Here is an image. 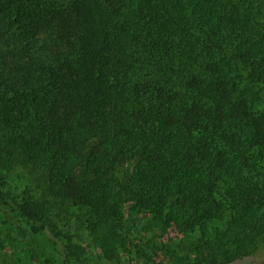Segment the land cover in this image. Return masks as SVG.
Masks as SVG:
<instances>
[{
	"label": "trees",
	"instance_id": "trees-1",
	"mask_svg": "<svg viewBox=\"0 0 264 264\" xmlns=\"http://www.w3.org/2000/svg\"><path fill=\"white\" fill-rule=\"evenodd\" d=\"M17 167L44 173L43 190L11 196ZM59 206L78 210L102 261L134 246L129 264H150L158 245L144 232L172 227L173 264L253 255L264 237V0H0V227L17 224L57 255L61 240L67 264H87L54 225Z\"/></svg>",
	"mask_w": 264,
	"mask_h": 264
},
{
	"label": "rangeland",
	"instance_id": "rangeland-1",
	"mask_svg": "<svg viewBox=\"0 0 264 264\" xmlns=\"http://www.w3.org/2000/svg\"><path fill=\"white\" fill-rule=\"evenodd\" d=\"M130 164H125L118 168L117 176L125 182L130 175ZM47 183L44 173L29 168L17 167L9 174L7 191L11 196H16L23 189L28 186L37 184L41 185V191ZM61 207V206H59ZM57 208L54 225L58 231L70 234L75 242H78L85 247L89 253V260L87 264H129L136 263L137 254L136 248L132 246L133 253L130 255H123L118 260L102 261L98 256V251L89 246V236L83 223L78 219V210L72 206H63L61 209ZM66 207L65 209H63ZM11 225V224H10ZM137 227L133 228L135 235H132L137 242L140 234L137 235ZM140 232V231H139ZM144 239L152 238L156 241L158 247H154L150 252L152 260L150 264H173L176 245L174 243L181 242L182 236L176 231L174 227L170 228L168 232H144ZM56 246L59 248V253L49 251L42 242L29 235L23 234V230L19 225H11L9 227H0V264H67L63 258V243L61 240L56 241ZM174 242V243H173ZM170 246V250L166 246ZM186 249V245L183 244ZM179 250V249H178ZM181 254V253H180ZM62 256V260H61ZM49 260V261H47ZM62 262V263H61ZM238 264H264V237L259 241L257 250L253 255L240 261Z\"/></svg>",
	"mask_w": 264,
	"mask_h": 264
}]
</instances>
